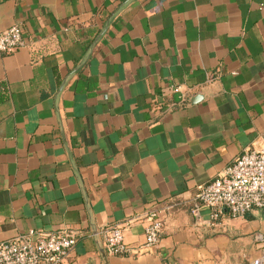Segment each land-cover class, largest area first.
<instances>
[{
    "label": "crops",
    "instance_id": "0c3cea01",
    "mask_svg": "<svg viewBox=\"0 0 264 264\" xmlns=\"http://www.w3.org/2000/svg\"><path fill=\"white\" fill-rule=\"evenodd\" d=\"M0 244L72 233L68 264H250L264 211L192 216L264 149V0H0ZM173 207L170 212L166 208ZM165 229L145 251L147 213ZM120 228L139 252L112 256Z\"/></svg>",
    "mask_w": 264,
    "mask_h": 264
},
{
    "label": "built area",
    "instance_id": "2783aa9c",
    "mask_svg": "<svg viewBox=\"0 0 264 264\" xmlns=\"http://www.w3.org/2000/svg\"><path fill=\"white\" fill-rule=\"evenodd\" d=\"M24 46L21 26L15 25L0 33V55H11ZM172 208H166V212ZM203 210L210 212L212 221H217L225 211L233 217L264 211V149H247L224 175L200 188L191 211L197 224L202 221ZM146 221L143 249L150 251L159 245L165 221L156 209L147 213ZM105 233V247L110 255L139 253L125 243L122 229L113 228ZM256 241L261 246L260 254L250 264H264V235H258ZM76 243L77 236L72 233L46 236L30 231L0 244V264H68Z\"/></svg>",
    "mask_w": 264,
    "mask_h": 264
}]
</instances>
